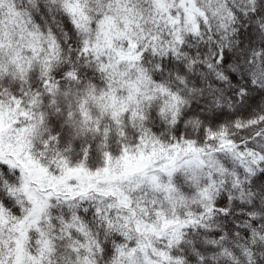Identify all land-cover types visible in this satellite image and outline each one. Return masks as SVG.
<instances>
[{
    "label": "snow or ice",
    "instance_id": "snow-or-ice-1",
    "mask_svg": "<svg viewBox=\"0 0 264 264\" xmlns=\"http://www.w3.org/2000/svg\"><path fill=\"white\" fill-rule=\"evenodd\" d=\"M0 264H264V0H0Z\"/></svg>",
    "mask_w": 264,
    "mask_h": 264
}]
</instances>
